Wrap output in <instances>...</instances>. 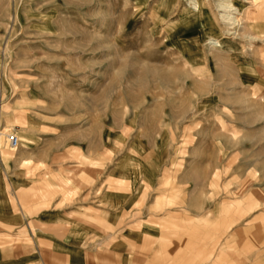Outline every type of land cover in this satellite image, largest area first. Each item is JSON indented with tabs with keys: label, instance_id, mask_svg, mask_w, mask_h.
I'll list each match as a JSON object with an SVG mask.
<instances>
[{
	"label": "rangeland",
	"instance_id": "obj_1",
	"mask_svg": "<svg viewBox=\"0 0 264 264\" xmlns=\"http://www.w3.org/2000/svg\"><path fill=\"white\" fill-rule=\"evenodd\" d=\"M196 1L0 0V264H264V0Z\"/></svg>",
	"mask_w": 264,
	"mask_h": 264
},
{
	"label": "bare ground",
	"instance_id": "obj_2",
	"mask_svg": "<svg viewBox=\"0 0 264 264\" xmlns=\"http://www.w3.org/2000/svg\"><path fill=\"white\" fill-rule=\"evenodd\" d=\"M192 1H193V5H194L195 12L199 11L200 8H199V4L197 3V1L196 0H192ZM223 1H224V4H222V6H221V8L223 9V17L226 20H228V21L232 20L233 22H236V19L235 18H231V16H230L231 13L237 11V9L234 8V4H232L231 0H223ZM202 5H204V4H202ZM183 19L185 20V16L183 17ZM229 25H231V24H229Z\"/></svg>",
	"mask_w": 264,
	"mask_h": 264
},
{
	"label": "built area",
	"instance_id": "obj_3",
	"mask_svg": "<svg viewBox=\"0 0 264 264\" xmlns=\"http://www.w3.org/2000/svg\"><path fill=\"white\" fill-rule=\"evenodd\" d=\"M7 147L10 151H16L20 146V141L15 134L7 135Z\"/></svg>",
	"mask_w": 264,
	"mask_h": 264
}]
</instances>
